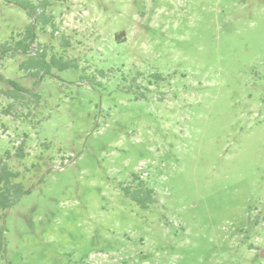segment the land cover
Here are the masks:
<instances>
[{
    "label": "rangeland",
    "instance_id": "rangeland-1",
    "mask_svg": "<svg viewBox=\"0 0 264 264\" xmlns=\"http://www.w3.org/2000/svg\"><path fill=\"white\" fill-rule=\"evenodd\" d=\"M50 13L57 31L39 25L34 51L80 70L37 80L25 56L0 60V160L32 190L0 220V264H264V0H57ZM30 23L0 0V44ZM6 80L40 101L9 98ZM141 181L148 209L122 192Z\"/></svg>",
    "mask_w": 264,
    "mask_h": 264
},
{
    "label": "trees",
    "instance_id": "trees-1",
    "mask_svg": "<svg viewBox=\"0 0 264 264\" xmlns=\"http://www.w3.org/2000/svg\"><path fill=\"white\" fill-rule=\"evenodd\" d=\"M8 4L15 5L23 9L31 23L24 29V32L19 35L20 39L14 37L0 44V60H3L9 53L14 56L22 55L26 58L20 63L19 70L24 72L29 78L42 79L50 75L53 69L66 71L70 69L80 70L77 61L65 59L64 57L51 56L48 60V51L40 46L36 51L33 45L37 43L36 29L40 25L42 27L50 26L53 28L52 34L55 35L57 28L55 26L54 17L50 13V8L53 6V1L57 0H40L35 4L31 0H4ZM66 42V41H65ZM68 45V42H66ZM156 82L163 81L161 74L153 76ZM1 79H4L3 77ZM5 80V79H4ZM10 88L4 92L6 96L14 99L17 102L25 99L28 95L36 98L39 102L41 97L33 93L28 88L23 87L20 83L13 80L5 81ZM7 156L10 158L11 154ZM16 156L23 158L25 156L24 146L17 148ZM19 171L12 170L6 160H0V220L6 218V213L15 206V204L24 195L31 194V189L26 188L22 182ZM123 194L137 203L142 209H148L158 203L153 189L146 186L144 182H140L137 187L130 185H121ZM6 227L5 224L0 226V256H4L7 252L6 242Z\"/></svg>",
    "mask_w": 264,
    "mask_h": 264
}]
</instances>
